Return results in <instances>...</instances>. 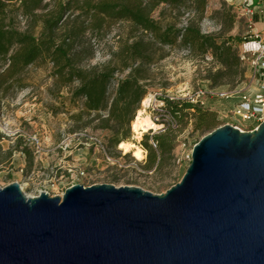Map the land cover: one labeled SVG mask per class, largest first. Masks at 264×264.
Here are the masks:
<instances>
[{"label": "water", "instance_id": "water-1", "mask_svg": "<svg viewBox=\"0 0 264 264\" xmlns=\"http://www.w3.org/2000/svg\"><path fill=\"white\" fill-rule=\"evenodd\" d=\"M0 264H264V122L201 137L164 194L0 188Z\"/></svg>", "mask_w": 264, "mask_h": 264}, {"label": "rangeland", "instance_id": "rangeland-1", "mask_svg": "<svg viewBox=\"0 0 264 264\" xmlns=\"http://www.w3.org/2000/svg\"><path fill=\"white\" fill-rule=\"evenodd\" d=\"M249 4L264 9V0H251ZM244 8L242 0H206L204 14L200 17L190 5L177 9L161 4L151 18L162 26L171 24L176 28L192 22L201 34L220 43L233 38L241 40L248 34L249 15ZM77 15L78 11L73 10L67 22ZM25 26L26 20L18 17L17 29L22 31ZM128 26L125 22H112L101 33L85 32L75 47L82 58L80 66L90 68L106 63L110 53L126 38ZM233 50L239 59L242 79L226 73L230 79L224 78L209 88L207 78L219 68L209 52L202 57L195 51L165 48L166 57L150 67L151 78L144 98L148 100L146 107L142 106V101L137 111H145L157 129L135 141L130 134L129 121V137L122 142L139 146L143 151L142 160L132 157L131 152H123L119 147L121 143L107 151V140L111 136L108 131L93 127L78 130V125L70 119L77 113L78 105L69 103L65 91L61 100H54L48 94L52 84L49 66L39 63L30 67L25 77L27 87L0 98V188L17 183L28 197H36L40 192L61 197L74 185L132 187L150 194H164L181 180L190 163L197 135L193 133L192 121L188 120L184 128L176 130L171 160L158 170H144L147 156L144 136H148L150 143V137L167 125L176 127L171 116L162 109L159 97L189 100L188 96H193L200 88L209 90L213 95L203 100L204 107L215 112L219 119L217 128L230 125L242 132L252 131L253 123L242 121L231 109L239 103L236 100L241 94L247 97L264 94L257 90L261 82L255 77L248 49L243 44H235ZM1 69L0 63V72ZM221 101L229 103L223 106L219 104ZM223 115L226 118L223 119Z\"/></svg>", "mask_w": 264, "mask_h": 264}, {"label": "trees", "instance_id": "trees-1", "mask_svg": "<svg viewBox=\"0 0 264 264\" xmlns=\"http://www.w3.org/2000/svg\"><path fill=\"white\" fill-rule=\"evenodd\" d=\"M161 4L177 9L190 5L202 17L206 0H0V98L13 90L25 89L28 69L39 63L45 64L49 66L52 80L48 94L54 100H61L65 91L69 103L78 105L77 113L70 116L78 130L93 127L108 131L111 135L107 140L108 151L129 137L130 118L147 95L150 67L166 57L165 48L195 51L202 57L209 52L213 63L219 67L207 78L209 88L229 78L226 73L242 79L233 46L253 39L247 40L243 36L241 40L233 38L219 43L215 38L201 34L192 22L182 28L171 24L162 26L151 18L152 12ZM250 8L254 12L251 24L261 22L260 16L263 23V11L256 13L253 7ZM73 10H77L78 15L67 22ZM18 17L26 20L22 31L16 27ZM112 22L129 25L126 38L119 42L102 66L82 68V58L75 50L77 42L85 32L101 33ZM255 77L261 82L260 72ZM243 95L236 100L239 103L232 111L238 108ZM158 99L176 127L168 126L152 135L150 143L148 136H144L147 151L144 170H158L171 160L176 130L184 128L188 120L192 121L193 133L197 135L195 144L201 135L216 129L219 122L215 112L199 103L181 98ZM220 103L224 106L229 101ZM256 127L253 123L252 129Z\"/></svg>", "mask_w": 264, "mask_h": 264}, {"label": "built area", "instance_id": "built-area-1", "mask_svg": "<svg viewBox=\"0 0 264 264\" xmlns=\"http://www.w3.org/2000/svg\"><path fill=\"white\" fill-rule=\"evenodd\" d=\"M243 5L245 6L246 13L249 15V31L246 35L247 40L259 39L262 43L259 50L256 52H252L251 55V65L254 67L256 73L260 72L261 80V89L264 91V32H258L252 27L251 17L253 16V10L249 7L250 0H242ZM264 15V12H261ZM264 24V21H263ZM209 90L204 92L202 90H198L193 96H188L191 103H199L202 107H204L203 100L207 97H211ZM233 115L238 116L244 122H252L255 125H259L264 122V97L251 100L246 95L241 97V103L231 112ZM222 118H226L225 115ZM174 128V124L167 125ZM255 129V128H254ZM253 130V129H252ZM152 147L155 148V145L151 143Z\"/></svg>", "mask_w": 264, "mask_h": 264}, {"label": "bare ground", "instance_id": "bare-ground-1", "mask_svg": "<svg viewBox=\"0 0 264 264\" xmlns=\"http://www.w3.org/2000/svg\"><path fill=\"white\" fill-rule=\"evenodd\" d=\"M148 100L145 99L142 102V106L146 107ZM157 126L151 121L148 114L145 111L136 112L130 119V134L133 140L137 141L144 133L150 130H156ZM120 149L125 153H132V157L137 160L143 159L142 149L135 144H120Z\"/></svg>", "mask_w": 264, "mask_h": 264}, {"label": "crops", "instance_id": "crops-1", "mask_svg": "<svg viewBox=\"0 0 264 264\" xmlns=\"http://www.w3.org/2000/svg\"><path fill=\"white\" fill-rule=\"evenodd\" d=\"M255 12H259L260 10H262L264 12L263 7H253ZM261 22L258 23H254V25H252V27H254L255 30H257L258 32H264V24L262 23L263 17H259ZM261 42L259 39H253L252 41H249L245 44H243L247 49L249 54H251L252 52H256L259 50L260 46H261ZM258 92H262L264 94V91L261 89V84H259L258 88H257Z\"/></svg>", "mask_w": 264, "mask_h": 264}]
</instances>
